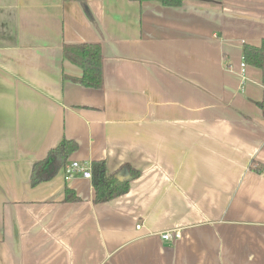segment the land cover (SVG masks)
<instances>
[{
	"label": "crops",
	"instance_id": "obj_1",
	"mask_svg": "<svg viewBox=\"0 0 264 264\" xmlns=\"http://www.w3.org/2000/svg\"><path fill=\"white\" fill-rule=\"evenodd\" d=\"M262 38L264 0H0V264H264V66L242 60ZM81 43L99 89L63 54ZM73 161L140 175L95 204Z\"/></svg>",
	"mask_w": 264,
	"mask_h": 264
},
{
	"label": "trees",
	"instance_id": "obj_2",
	"mask_svg": "<svg viewBox=\"0 0 264 264\" xmlns=\"http://www.w3.org/2000/svg\"><path fill=\"white\" fill-rule=\"evenodd\" d=\"M157 1H160L165 6L178 7L185 0ZM63 54L70 62L81 68L82 74L79 78L74 79L76 82L85 87L95 89L102 87V55L98 43L65 45ZM242 60L245 64L262 68L264 66V38H262L258 46L243 44ZM76 148L77 145L72 140L62 139L55 148L48 152L46 158L40 163V165H45L43 173L39 172V170L37 171L36 166L33 167L30 177L31 186H35L39 182L52 177L66 163L67 158ZM139 175L140 172L128 164L122 165L113 173H107L103 161H93L91 163V184L94 190L93 202L95 204L102 203L125 194L129 190V182ZM65 194L67 201L77 200L67 188L65 189Z\"/></svg>",
	"mask_w": 264,
	"mask_h": 264
},
{
	"label": "built area",
	"instance_id": "obj_3",
	"mask_svg": "<svg viewBox=\"0 0 264 264\" xmlns=\"http://www.w3.org/2000/svg\"><path fill=\"white\" fill-rule=\"evenodd\" d=\"M75 173H80L85 178H91L90 167L86 163L73 161L70 164L65 165V167H64V175H65L66 179L70 178ZM136 227L139 228L140 226L137 225ZM160 237L163 240L176 241V240L180 239L181 234H180L179 230H167V231L161 232L160 233Z\"/></svg>",
	"mask_w": 264,
	"mask_h": 264
}]
</instances>
